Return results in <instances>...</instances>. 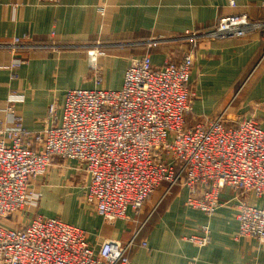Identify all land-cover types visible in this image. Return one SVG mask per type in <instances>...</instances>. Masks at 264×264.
Masks as SVG:
<instances>
[{
	"label": "crops",
	"instance_id": "obj_1",
	"mask_svg": "<svg viewBox=\"0 0 264 264\" xmlns=\"http://www.w3.org/2000/svg\"><path fill=\"white\" fill-rule=\"evenodd\" d=\"M233 1L235 8L230 0H58L53 4L0 0V119L6 118L10 95L21 94L23 102L15 105V111L25 129L37 133L49 123L51 105L62 106L68 90H119L132 60L148 54L154 67L161 68L166 62L180 63L191 52L194 99L187 122L204 121L224 111L229 119L235 117L230 110L236 95L249 88L243 106L255 97L264 98V28L242 39L210 40L203 35L232 14L245 13L252 21L264 22V0ZM16 39L27 40L16 46ZM97 48L107 56L96 72L86 52ZM113 72L122 74L116 89L110 87ZM66 162L32 183L42 194L33 215L59 218L83 229L95 249L104 240L134 241L131 264H264V243L237 237L242 198L232 189L221 191L222 206L209 217L186 205L188 191L183 184L169 194L163 184L139 213L129 209L125 220L110 224L85 204L89 179L78 174V163ZM247 200L257 202L253 197ZM14 217L0 225L16 228L21 219L13 222ZM204 226L210 229V240L199 247L189 238L200 236Z\"/></svg>",
	"mask_w": 264,
	"mask_h": 264
},
{
	"label": "built area",
	"instance_id": "obj_2",
	"mask_svg": "<svg viewBox=\"0 0 264 264\" xmlns=\"http://www.w3.org/2000/svg\"><path fill=\"white\" fill-rule=\"evenodd\" d=\"M262 28L264 23L246 14L232 15L203 36L239 39ZM105 55L99 48L87 52L94 71ZM194 59L191 52L178 64L156 68L147 54L130 62L119 90L70 89L61 116L52 105L49 123L37 133L27 131L16 114L24 97L12 95L6 118L0 119V221L38 207L42 194L32 183L61 158L80 164L89 179L84 202L107 223L125 220L129 209L139 213L163 184L167 194L183 184L186 205L213 217L228 187L242 198L237 237L264 243V125L251 118L230 120L227 111L188 125ZM209 235L204 226L189 241L202 247ZM133 245L109 239L95 249L86 231L59 218L36 216L16 228L0 225V264H131Z\"/></svg>",
	"mask_w": 264,
	"mask_h": 264
},
{
	"label": "rangeland",
	"instance_id": "obj_3",
	"mask_svg": "<svg viewBox=\"0 0 264 264\" xmlns=\"http://www.w3.org/2000/svg\"><path fill=\"white\" fill-rule=\"evenodd\" d=\"M233 7V6H232ZM236 7V5L234 6V8ZM245 14V13H244ZM232 15H240V14H232ZM232 15H229V16H232ZM247 15V14H246ZM248 16V15H247ZM249 17V16H248ZM250 19V18H249ZM251 20V19H250ZM252 21V20H251ZM252 22H254V23H264V22H256V21H252ZM216 26V25H215ZM247 36V35H246ZM245 36V37H246ZM242 38H244V37H242ZM242 38H239V39H242ZM209 39V38H208ZM59 48V47H58ZM59 50H61L60 48H59ZM104 51V50H103ZM105 52V57L107 56V52L106 51H104ZM86 57H87V52H86ZM105 57H103L102 59H104ZM87 59V58H86ZM89 64V63H88ZM194 67H195V62H194ZM193 67V68H194ZM193 68H192V70H193ZM191 73H192V71H191ZM111 78H112V83L110 84V87L112 88V89H116V88H118L120 85H121V78H122V74H120V73H118V72H113L112 74H111ZM248 91H249V88L246 90V91H244L243 93H241V95L239 96V95H236L235 96V103H234V105H233V108L230 110V112L231 113H234L233 115L235 116V117H230V120H233V121H235V119L234 118H236V119H239V120H244V119H254V121L257 123V124H259V125H264V98H262V97H255V99H254V101L253 102H251L249 105L248 104H246V105H242L241 103H245V101L247 100V98L249 97V95H248ZM18 95V96H21V97H24L23 95H21V94H16V93H13V94H11L10 95V97L12 96V95ZM10 97H9V99H10ZM252 96H250V98H251ZM9 99H8V107L10 106V104H9ZM193 99H194V97H193ZM192 99V100H193ZM23 102V101H22ZM52 106V105H51ZM53 106H55V108H56V110H57V114H56V117L58 118L59 117V109H60V107H61V105H59V104H55V105H53ZM8 109V108H7ZM17 114V113H16ZM18 115V114H17ZM189 116H191V114L189 115ZM189 116H187V118L189 117ZM226 117H228V119H229V115L227 114V116ZM195 122L196 121H192L191 119L189 120L188 119V125H193V124H195ZM65 163H69V162H66L65 160H63V159H61V158H54L53 159V161H52V164H51V166L49 167V169L47 170V172L42 176V177H40L39 179H43V178H45V177H49V175H50V173H52V169H53V166L54 165H63V164H65ZM78 163V162H77ZM78 167H80V170L81 171H79L78 172V174L79 175H85L84 174V172H83V170L81 169V166H80V164L78 163ZM58 177H60V176H58ZM83 177V176H82ZM84 177H86V176H84ZM74 178H76V177H73V179ZM76 179H79L80 181H81V179L80 178H76ZM37 180V179H36ZM36 180L35 181H33V184L36 182ZM38 185V184H37ZM32 188V190H34V191H36L37 189H35V187L33 186V187H31ZM37 192V191H36ZM84 205V204H83ZM65 206V205H64ZM34 212H35V209L34 208H31V209H28L27 211H22V212H19V213H17L16 215H15V217L13 218L14 220H12L13 222H15V220H18V217L21 219V220H19V222H18V224L16 225L17 227L18 226H22V225H24L27 221H29V220H31V219H33V217L34 216H37V215H33L34 214ZM3 221V220H2Z\"/></svg>",
	"mask_w": 264,
	"mask_h": 264
}]
</instances>
